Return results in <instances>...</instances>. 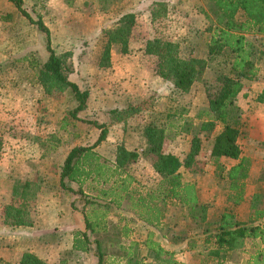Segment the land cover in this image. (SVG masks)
<instances>
[{"label": "rangeland", "instance_id": "374dc122", "mask_svg": "<svg viewBox=\"0 0 264 264\" xmlns=\"http://www.w3.org/2000/svg\"><path fill=\"white\" fill-rule=\"evenodd\" d=\"M24 1L30 15L34 19L40 17L48 27L55 53H67L73 67L77 69L76 73L69 76V80L89 93L87 109L80 116L106 125V139L95 149L105 161L114 162L116 148L120 145L130 151L137 150L142 144V132L147 122L166 121L170 117L173 119L175 117L170 115L175 111L181 112L183 117L195 116L200 105L206 103L203 83L211 81L210 69L206 71L203 83H196L189 91L179 93L169 82L157 76L158 58L144 54V47L148 41L158 39L175 46L182 58L206 59L210 34L205 31L216 17L215 8L209 1L156 0L162 1L166 7L163 16L156 20L150 16L155 0H105L101 3L96 0ZM130 12L135 15L136 24L128 53L121 54L117 49L113 50L111 67L99 69L96 58L101 35L112 28L120 15ZM43 37L12 4L0 0V264H15L23 252L42 248L32 240V234L21 233L18 228H10L3 222L6 207H17L20 204L19 198L11 193L13 181L27 179L40 187L36 190L34 185L31 187L33 196L28 198L27 218L32 225L47 226L52 219L41 216L39 212V201H45L44 182L54 179L56 169L62 167V162L72 148L92 145L101 131L77 121L69 120V125L64 124L67 111L74 107L70 94L56 92L46 95L43 92L37 81L39 66L48 55ZM246 39L264 50L263 35L246 34ZM230 61L226 53L213 57L210 62L228 71ZM260 86L259 82L244 81V96L241 98V102L247 103L250 108L247 115L255 116V128L251 132L257 137L261 114H264V106L255 103ZM127 105L138 109L137 113L125 125L111 123L108 112ZM258 111L259 115L254 114ZM248 120L243 133L247 130L250 134ZM190 129L193 131V126ZM220 130L221 127L216 126L207 134H198L202 140L201 150L195 157L193 169L204 172V168L212 167L209 156L214 137ZM190 139L188 133L177 140H166L163 145L164 154L184 157ZM246 139L243 136L239 145L248 147L247 150L254 148L251 141L247 139L246 142ZM251 156L255 163L256 177L251 182L252 195H264V156L256 149ZM225 164L230 165L228 161ZM128 171L143 191L157 188L160 180L146 161L137 159L130 164ZM218 175L216 171L219 186L225 191L227 183ZM203 186L202 195L206 202L198 204L196 221H191L186 208L180 204L173 203L167 207L165 221L170 226L169 233L184 231L190 235H199L205 223L216 221L221 216L224 207L221 198L223 191L218 192L210 184ZM36 191L39 197L34 204ZM62 194L54 191L56 197L62 198ZM95 195L92 192L84 193L85 197ZM83 197L75 202L76 207L85 204L87 212L94 213L97 219L104 221L106 228L104 231L100 229L102 237L113 235L118 238L119 232L115 228L120 227V224L114 223L118 212L115 213L111 206L91 204ZM127 205V198H124L119 209L126 210ZM237 213L238 217H244L246 210L241 207ZM39 218L44 219L42 221ZM134 227L138 241H144L146 233L139 226ZM48 247L52 250V253H47L50 256L48 260L51 263L58 262L57 250ZM142 255L143 264H150V257L148 262L145 254ZM201 256L188 253L184 255L185 258H178V263L203 264ZM157 258L162 264H167L169 260L168 256ZM247 260L248 255L235 251L227 264H246Z\"/></svg>", "mask_w": 264, "mask_h": 264}, {"label": "trees", "instance_id": "16d2710c", "mask_svg": "<svg viewBox=\"0 0 264 264\" xmlns=\"http://www.w3.org/2000/svg\"><path fill=\"white\" fill-rule=\"evenodd\" d=\"M6 1L44 36L48 55L39 66L37 81L46 95L56 92L70 94L74 107L67 111V118L63 123L69 125V120L77 121L101 130L92 145L75 146L62 162L59 186L76 196L78 194L72 202L73 208L75 202H78L85 192H92L96 195L83 198L91 204L111 206L114 210H118L123 199L127 198L128 205L125 211L134 214L142 223L158 231L169 233L168 225L163 224L161 228L159 227L162 225L161 220L164 219L167 206L174 202L186 208L187 216L191 221H196L197 192L193 184L182 183L179 169L184 167L190 173L195 172L193 163L200 153L202 141L198 134H207L216 126H220L221 130L214 137L209 158L216 166L218 176L221 175L227 183L225 201L233 206L243 202L251 162L249 158L240 157L238 141L243 134V124L241 110L235 102L244 81L259 82L263 84V88L255 101L264 106V50L246 39V34L264 36V0H207L215 8L216 17L205 31L210 34L206 59L182 58L175 46L158 39L145 44L144 54L158 58L157 76L169 82L179 93L189 91L196 83H203L206 71L210 69L211 81L203 83L207 106L193 117H183L181 112L175 111L170 115L175 117L173 119L168 116L170 118L166 121L147 122L138 150L129 151L120 145L116 148L114 162L105 161L95 151L106 139V125L85 120L80 116L87 109L89 93L86 89H79L69 80V76L77 72L69 60V55L55 53L48 27L40 17L34 19L30 15L25 9L24 0ZM96 1L101 3L105 0ZM68 5L71 3L68 2ZM153 6L150 16L152 20H156L163 16L166 7L162 1L156 0ZM135 21L133 13H124L117 18L111 29L101 35L96 58V66L99 69L111 67L113 50L117 49L121 54L128 53ZM226 53L231 59L228 71L210 62L213 57ZM137 110L134 106L127 105L124 108H115L107 115L111 123L125 125ZM191 126L194 128L193 131L190 129ZM188 133L191 139L185 157L179 159L173 154H164L163 145L166 140H175L179 135ZM261 146L264 156V142ZM1 147L0 136V150ZM221 158L238 162L230 167L224 176L222 175L224 167L219 162ZM137 159L146 161L159 176L160 181L155 190L143 191L141 185L139 186L129 174L128 167ZM31 185L28 181L19 179L13 181L11 193L19 198L20 204L17 207L12 205L6 207L3 222L8 227L30 225L27 209L28 198L33 196ZM85 209L83 204L80 213L83 216L84 230L74 234L72 250L91 253L96 259V264L105 263L106 257L108 259L110 255H115L118 259L127 258V253L119 244L120 233L117 232L118 238L113 235L107 238L102 237L103 234L99 235L100 229L104 231L106 228L104 221L97 219L94 213H89ZM235 217L232 211L224 209L216 221L204 224L199 238L186 232H179L173 234L171 240L176 246H182L180 251L202 255L203 264H224L235 251L248 255L246 264H264V195L254 194L251 197L246 222H239ZM149 241L148 239L147 245L152 253L172 257V254L168 255L157 242ZM108 247L114 250L109 252ZM169 263L175 264L171 258ZM15 264L47 263L26 252Z\"/></svg>", "mask_w": 264, "mask_h": 264}, {"label": "crops", "instance_id": "0c3cea01", "mask_svg": "<svg viewBox=\"0 0 264 264\" xmlns=\"http://www.w3.org/2000/svg\"><path fill=\"white\" fill-rule=\"evenodd\" d=\"M250 83H256V82H250ZM260 85L261 86H260L259 92H261V90L263 88V84L260 83ZM204 94H205V91H204ZM243 96H244V91L242 90L238 93L235 104H236V106H238L240 108L241 113H242L241 114V121L243 124V128H242L243 132H245V128H244L245 123H246L247 119H249L247 124L250 126L249 127L250 128V130H249L250 134H248V132L246 130V133H243L242 136L240 137V139L243 136H245L248 139V142L250 140L252 143L251 145L254 147V148L250 147L247 150L248 147L243 148L241 145H239L240 150H241L240 157L249 158L250 162H251L250 170H249V177L246 180L245 194H244L243 202L237 206H233L230 202L225 201L224 194L226 193L225 192L226 190L223 191L221 189V187L219 186V180L216 178V166H214V164L211 162V160H210V162H211V165L213 168L209 167V166L204 168V172L202 171L204 173V175H202L203 173L201 171H197V170H195V172H193V173H190L184 167H181L179 169V174L181 176L182 183H184V184L189 183V184H193L195 186V189L197 192V197H198V204L206 202L205 199H203V195H202V190H203L202 188H204L203 184H205V185L210 184V186H214L213 188L214 189L216 188L215 190H217L218 192H220V190H221V192L223 191L222 192L223 197H221V198H223V200H222V204L224 205L223 210L227 209V210L232 211L233 214L236 216L235 219H237L239 222H246L247 221L246 218L249 215V203H250L251 197L253 196L252 190H251V187H252L251 182L256 177H254L255 163H254V159L252 158L251 154L255 151V149H256V151L257 150L261 151V148H262L261 144L264 142V114L263 115L261 114V123L258 127V130H259L258 136L259 137H257V135H253L251 132V129L253 130L255 128L253 126V124H254L253 118H255V116L254 115L250 116V114L247 115L248 114L247 111H249L250 108H249V106H247V103L243 104L241 102V98ZM255 103H257V102L255 101ZM257 104H259V103H257ZM200 106L201 107H199L200 108L199 110L205 108L207 106V102L204 104H201ZM254 108L257 109L258 107L255 105ZM199 110H198V112H199ZM254 114L259 115L260 111L254 112ZM262 116H263V118H262ZM189 117H193V116H189ZM182 135H185V134H182ZM179 137H181V135H179L177 138H175V140H177ZM247 139H246V142H247ZM239 142L240 141H238V144H239ZM132 151H134V150H132ZM261 153H262V151H261ZM182 158H179V159H182ZM227 161L230 164L229 166H226V164H225ZM219 162L224 167V175L226 174V172L229 170L230 167H232L238 163L236 160H231L228 158L227 159L221 158L219 160ZM61 168L62 167H58L56 169V175L54 176V179L46 180L44 182L45 201L44 202H43V200H42V202H41V200L39 201V205H40L39 206V212L41 213V216L43 215V217H45V218L52 219V221L50 220L51 222H48L47 226H42V225L36 226L35 223L33 225L30 223V225H27V226H18V227H10V228H18V230H20L21 233L32 234V237H31L32 240L34 242H36V244H38V246L39 245L42 246V248L39 250H34V251L27 250V251L23 252L21 254V256L24 253L29 252V253L36 255L38 258H40L41 260H43L47 264H56V263H58V264H96V259L94 258V256L91 253L86 254L83 252H74L72 250L74 234L76 232H81L84 230L83 216L80 213V210L82 207L77 208L76 204H75V208H73L72 202L75 200L76 196H74V195H72V193L67 192L65 190H62L60 188V186H59V175L61 172ZM44 170H46V167H44ZM158 178H159V176H158ZM19 180L30 182L32 184L31 187H33V185L35 186V190L39 187L36 183L34 184L33 182H31L27 179H19ZM159 180H160V178H159ZM71 187L74 188V185H72ZM39 189H40V187H39ZM54 191H59L60 193L63 192L62 196L64 198L63 197L59 198L60 196L56 197L54 195ZM38 197H39V193H38V191H36L35 197H34V204L37 201ZM174 204H179V203L174 202ZM241 207L244 208V210H246V215L244 217H238L237 209H239ZM223 210H222V212H223ZM222 212H221V214H222ZM115 213H117L118 216H117V219L114 223L120 224V227L116 228L118 230V232L120 233V243L119 244H120V246H122L121 248L123 249L124 252L127 253L128 256H127V258L118 259L117 256H115V255L111 256L110 255V256H108L109 257L108 259L106 257V261L103 264H143L142 253H144L145 256L148 258V262H149V257H150V264H162V263H160L159 259L157 258L160 256L152 253V251L150 250V247H148V245H147L148 239L150 240L149 241L150 243L157 242L159 244V247L161 249H163L165 252H167L168 255L172 254V257L168 256L169 260H168L167 264H171V263H169L170 258L172 259L173 263L179 264L178 258H182V257H184L185 254L187 255L188 253H194V252L180 251V248H182V246H176L171 240V237L173 234L179 233V232H184V231H178L175 233L170 232L168 234L166 232H162L161 230L160 231L155 230L154 228L150 227L149 225L142 223L140 220L137 219V217L134 214L127 213L124 209L115 210ZM78 216H80L81 219H79ZM39 219L43 221L44 218H39ZM165 220H167V211L165 213L164 219L161 220L162 225L159 228H161L163 226V224L168 225V222H166ZM108 222H106V223H108ZM137 224H139V225H137ZM135 225L139 226V228H141L146 233V237H145L144 241H141V242L138 241L137 233L134 229ZM169 227L170 226H168L167 230L169 229ZM99 233H100L99 235L103 234V232H99ZM201 234H202V231L199 233V235H197V234H194V235L199 238L201 236ZM48 246H51L52 248H55L57 250L56 258H57L58 262L51 263L50 260H48V257H50V256L47 253H52L51 248ZM109 250L112 252V250H114V249H111L108 247V251ZM232 254L233 253L230 254L229 260L231 259ZM162 256H165V255L163 254ZM229 260L226 261L224 264H227L229 262Z\"/></svg>", "mask_w": 264, "mask_h": 264}]
</instances>
